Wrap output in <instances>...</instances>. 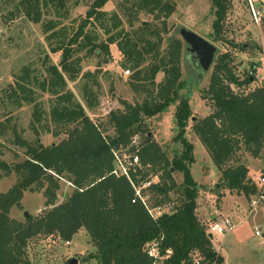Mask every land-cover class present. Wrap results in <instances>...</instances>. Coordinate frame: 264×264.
Masks as SVG:
<instances>
[{"label":"trees","instance_id":"trees-1","mask_svg":"<svg viewBox=\"0 0 264 264\" xmlns=\"http://www.w3.org/2000/svg\"><path fill=\"white\" fill-rule=\"evenodd\" d=\"M49 1L60 5L66 2ZM108 1L93 0L68 40L62 37L70 30L68 26L62 33L51 32L62 37L53 48L62 50V69L51 63L47 68L50 76L41 77L39 70L27 67L22 81L7 89V94L15 97L18 105L23 100L34 103L31 125L37 134L34 139H28L13 129L15 142L25 149L24 157L14 163L0 159V166L7 174L12 171L17 174L16 181L0 193V264H35L27 252L30 239L38 234H53L70 240L81 228L87 230L94 245V249L82 258L94 260L91 263L154 264V258L146 251V244L154 239L160 240L163 252L168 247L173 249L163 264H193V252L201 254L203 264L215 260L222 262L224 256L215 248L207 224L197 214L199 184L191 171L195 156L193 144L184 136L192 109L188 96L180 94L187 82L181 77L183 42L172 36L162 47V31H168L167 18L176 5L172 0H134L128 7L132 13L145 9L161 20L162 26L156 21H148L130 31L123 26L117 11L103 9ZM211 1L215 17L210 35L215 40H222L231 0ZM38 6L37 0L29 5L28 11L35 12ZM53 23L51 20L45 30L53 28ZM97 26L104 28L109 42L118 43L127 59L125 65L135 68L137 89L146 91L142 101L123 100V109L109 112L113 133L106 132L107 127L90 117L68 87L64 73L77 63L78 68L71 77L78 75L81 69L79 52L88 47L90 51L97 45L94 41L98 37ZM233 58L227 51L218 54L204 91V96L213 103V110L197 118L192 128L222 171L225 185L250 196L257 186L248 175L249 166L238 159L233 164L229 161L243 143L256 155L264 144V85L248 91L243 89L252 80L251 72L241 77L236 72ZM147 59L149 61L144 65ZM159 71H164L165 76L156 82ZM36 87L52 95L48 108ZM85 90L86 105L96 107L98 93L92 84H85ZM175 101H178L175 112L178 131L174 139L182 143V149L170 156L152 137L146 118L166 110ZM39 125L43 131L57 134L62 129L68 134L58 142L44 144ZM135 134L142 136L138 148L131 143ZM129 143L132 154H139L140 162L129 169V174H118L114 171L115 150ZM177 170L183 172L182 183L174 176ZM154 175L159 179L152 180ZM64 176L74 185V190L57 202L60 178ZM146 181L150 183L143 186L142 191L151 194L152 206L163 207L172 200L173 191L179 192L178 202L171 210H164L158 216L151 214L136 193V186H142ZM26 190L44 191L46 207L37 214H26L22 220L12 216L11 209L14 205H22Z\"/></svg>","mask_w":264,"mask_h":264},{"label":"rangeland","instance_id":"rangeland-1","mask_svg":"<svg viewBox=\"0 0 264 264\" xmlns=\"http://www.w3.org/2000/svg\"><path fill=\"white\" fill-rule=\"evenodd\" d=\"M36 1L0 0V159L9 163L21 160L25 150L15 142L13 129H17L28 139H34L37 132L31 125L34 103L23 100L18 105L16 98L7 94V89L17 86L19 80L22 81L21 76L27 67L31 70H39L41 77L45 74L50 76L47 68L51 63L58 64L62 69L60 65L62 50L53 48L60 38L68 40L70 34L86 15L93 0H65L64 5L49 0L47 2L38 0L37 11L29 12V5ZM133 1L109 0L103 9L110 12L117 11L122 18L123 26L130 31L138 29L148 21H156L162 26V21L145 9L139 10L137 14L132 13L131 8L128 7L132 6ZM172 1L176 7L167 18L168 31H162V47L168 44L180 25H187L216 43L219 46L218 54L229 52L234 57L233 64L241 77L251 72L252 80L243 89L248 91L256 86L264 85V0H231L222 40H215L210 35L215 17L211 0ZM35 9L34 6L33 10ZM51 20L54 22V27L45 30ZM65 27L67 29L70 27V30L62 37L51 34L53 30L62 33ZM96 30L98 37L94 38V41L97 45L90 51L88 47L79 52L81 60L78 66L81 69L78 75L75 78L71 77L78 68L77 63H73L72 69L64 70V73L68 87L74 91L76 98L85 106L90 117L102 127H107L106 132L113 133L114 128L109 124V112L112 109H123L125 106L123 100L133 103L142 101L146 91L137 89L135 68L130 64L125 65L127 59L118 43L108 41V34L104 28L97 26ZM177 37L184 43L181 34H177ZM244 42L247 43L246 46L243 45ZM148 61L149 59L144 65ZM215 61L201 79L197 78L194 69L183 60V57L181 62V77L187 82L180 89V94L188 96L192 109L184 136L193 144L195 160L191 163V171L199 184L197 214L205 225L213 215H231L235 220L242 221L234 231L226 235L218 233L213 237L215 248L224 255V264L226 262L264 264V233L255 235V225L263 224L264 226V214L261 212L264 209L246 218L250 214L252 194L247 196L225 185L222 181V171L214 163L210 152L192 128L197 118H202L213 110V103L210 98L204 96V91L210 81ZM128 68L130 71L127 72ZM87 72L90 73L87 75ZM164 76V71H159L156 74V82L163 80ZM145 82L149 84L148 80ZM85 84H92L94 91L99 95V104L94 108L86 105ZM36 90L42 94L40 99L48 108L52 95L49 92H41L37 87ZM177 103L178 101H175L166 110L146 118L152 137L167 150L170 156L182 149V143L174 139L178 131L175 115ZM39 129L40 138L44 144L58 142L68 134L62 129L57 134L53 131H43L41 125ZM54 129L60 130L55 127ZM130 147L131 143L115 150V167L122 168L124 164L130 166L128 162L129 156L132 155ZM237 159L249 166L248 175L254 179L264 166V144L256 155L247 144L243 143L242 148L237 151L229 164L235 163ZM174 176L178 183L183 182L182 171H174ZM16 179L15 171L7 174L6 169L0 166V193L7 190ZM158 179V175L152 176V180ZM149 183L150 181H146L142 186L136 187L142 191L143 186ZM73 190L74 185L71 181L65 176L61 177L60 187L57 190V202L67 198ZM147 192L146 190L145 194L142 191V195L151 205L153 199ZM178 196L179 192L173 191L172 200L163 205L164 210H171L172 206L178 202ZM46 199L42 190H26L21 200L22 205H14L11 215L23 220L26 211L28 214H37L46 207ZM237 210L240 212L239 216L234 214ZM92 249L94 245L85 228H81L69 241L58 235L38 234L30 239L27 246V252L35 264H63L70 256H77L80 263L91 264L94 260L84 261L82 258ZM196 253L193 252L192 255ZM156 264H163V260H159Z\"/></svg>","mask_w":264,"mask_h":264},{"label":"built area","instance_id":"built-area-1","mask_svg":"<svg viewBox=\"0 0 264 264\" xmlns=\"http://www.w3.org/2000/svg\"><path fill=\"white\" fill-rule=\"evenodd\" d=\"M130 71V69H127V72ZM141 142V137L139 134H135L132 138V144L136 146V148L139 147ZM129 164L130 166L123 165L122 168L115 167L114 171L116 173H125L129 174V169L136 164H139L140 158L139 154L136 152L135 154H132L129 156ZM130 167V168H129ZM254 182L257 186V190L252 193V198L250 201V214L247 215L246 218L251 217L253 214H257L259 210L262 208L264 209V166L261 168L258 176L254 178ZM136 193L139 197L142 198V200L145 202L147 207L149 208V211L153 216H158L161 214L164 209L161 206H152L148 203V201L143 197L142 191L140 188L136 187ZM242 221L235 220L231 215H213L209 222L207 223V230L209 233L212 234V237L214 235L220 233L222 235H226L229 232L234 231L238 224H241ZM264 233V226L263 224H257L255 225V235H263ZM69 241V240H68ZM160 240L154 239L146 244V251L147 253L154 258V264H156L159 260H164L167 258L173 251L172 247H168L164 252L160 246ZM222 247V244H221ZM220 250V248H218ZM201 254L196 253L194 256L192 255L193 264H203L201 261ZM78 264H84V263H78ZM91 264H98V263H91ZM211 264H224V262H219L215 260ZM225 264H234V262H226Z\"/></svg>","mask_w":264,"mask_h":264},{"label":"water","instance_id":"water-1","mask_svg":"<svg viewBox=\"0 0 264 264\" xmlns=\"http://www.w3.org/2000/svg\"><path fill=\"white\" fill-rule=\"evenodd\" d=\"M177 34H181L185 42V61H192L193 66L199 68L201 75L204 76L212 67L219 53V46L187 25H180L174 32V36H177ZM243 45L246 46L247 43L244 42ZM26 214H28V211H26ZM209 235L212 236L211 233ZM78 263L79 258L77 256H70L63 262V264Z\"/></svg>","mask_w":264,"mask_h":264},{"label":"flooded vegetation","instance_id":"flooded-vegetation-1","mask_svg":"<svg viewBox=\"0 0 264 264\" xmlns=\"http://www.w3.org/2000/svg\"><path fill=\"white\" fill-rule=\"evenodd\" d=\"M184 45H185V42L183 43V60H185V58H184ZM188 64L190 67H192L194 69V74L197 76L198 79L203 78V76L201 75V70L199 68H197L196 66H193L192 61H188Z\"/></svg>","mask_w":264,"mask_h":264},{"label":"crops","instance_id":"crops-1","mask_svg":"<svg viewBox=\"0 0 264 264\" xmlns=\"http://www.w3.org/2000/svg\"><path fill=\"white\" fill-rule=\"evenodd\" d=\"M255 177H256V176H255ZM255 177H254V178H255ZM261 212H263V214H264V210H263V211H261ZM234 214H236V215H238V216H239V215H240V212H239V210H237V212H236V213H234ZM241 216H242V215H241ZM219 252H220V251H219ZM220 253H221V252H220ZM223 256H224V255H223Z\"/></svg>","mask_w":264,"mask_h":264}]
</instances>
